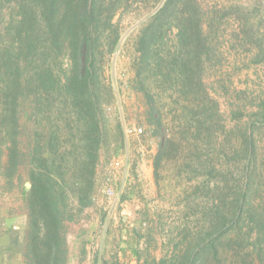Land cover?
<instances>
[{
  "label": "trees",
  "instance_id": "trees-1",
  "mask_svg": "<svg viewBox=\"0 0 264 264\" xmlns=\"http://www.w3.org/2000/svg\"><path fill=\"white\" fill-rule=\"evenodd\" d=\"M131 1L9 0L13 15L4 25L0 0V174L6 167L12 180L21 164H30L21 237L25 264H69L71 203L82 209L91 204L106 148L125 146L114 112L109 123L117 92L105 68L120 44L115 19ZM204 24L197 0H164L135 40L129 89L143 96L144 134L157 141L155 182L160 187L164 161L184 150L180 175L192 183L184 201L191 223L172 232L160 260L142 262L138 252L139 264H264V150L258 146L264 103L250 126L227 129L203 81L204 61L213 50ZM169 34L174 50L167 46ZM262 60L259 48L255 62ZM160 92L169 101L162 103ZM24 115L38 125L28 152L20 148ZM65 132L72 140L62 146ZM220 135L227 144L233 135L242 138L241 149L226 154ZM211 154H222L223 161Z\"/></svg>",
  "mask_w": 264,
  "mask_h": 264
},
{
  "label": "rangeland",
  "instance_id": "rangeland-1",
  "mask_svg": "<svg viewBox=\"0 0 264 264\" xmlns=\"http://www.w3.org/2000/svg\"><path fill=\"white\" fill-rule=\"evenodd\" d=\"M163 2L132 0L128 9L115 19L120 27V44L110 57L105 77L116 88L117 96L108 117L111 125L113 112L120 119L125 146L116 150V144H111L106 153L103 151L105 156L98 169L91 204L82 209L76 201L71 203L68 214L73 218L66 221L69 264H139L138 252L142 262L147 257L160 260L167 252L172 232L175 235L180 225L191 223L192 218L186 219L191 212L184 201L185 192L191 190L192 183L180 175L187 155L184 150L166 159L162 165L160 187L155 182L158 204L150 197L143 172H136V178L132 180V170L136 167L132 156L149 158L153 163L158 150L156 139L144 134L146 129L140 121L145 111L144 98L129 89L135 74V40ZM197 3L204 14L205 35L213 49L211 58L204 61L203 81L218 100L227 129L237 132V127L244 128L255 121L256 113L264 103V60L255 62L259 48H264V0H197ZM2 4L1 21L7 25L13 15V4L9 0H2ZM174 39V34L166 38L168 48L173 50ZM160 95L162 103L169 101L165 94L160 92ZM174 114L179 115L180 111ZM36 120L26 115L21 119L20 148L25 152L34 145L38 129ZM172 128L174 131L180 129L179 125ZM134 129H142L143 133H129ZM258 137H262L258 146L263 153L264 130ZM71 140L72 135L68 132L62 134V146ZM230 140L227 144L225 137L220 135L218 144L225 146L226 154L232 156L241 149L242 138L233 135ZM212 158L223 161L224 157L219 154ZM236 161L242 162L239 158ZM7 162L8 150L5 148L4 166ZM29 168V162L21 164L12 180L6 167L0 174V264H25L21 237L28 214L25 190L30 189L28 184H31ZM136 182L141 187L138 192L140 204L129 197L133 192L131 186ZM109 192L120 196L117 204Z\"/></svg>",
  "mask_w": 264,
  "mask_h": 264
},
{
  "label": "crops",
  "instance_id": "crops-1",
  "mask_svg": "<svg viewBox=\"0 0 264 264\" xmlns=\"http://www.w3.org/2000/svg\"><path fill=\"white\" fill-rule=\"evenodd\" d=\"M132 163L134 166H136V167H134V170H132V174L134 175L132 180H135L136 172H138V173L143 172V175L145 177V181L147 183V187H149V190H150V197L152 199H154V203L158 204L159 200H158L157 188L155 186L154 169H153L152 160L149 158L139 159V158H135V156L133 158V156H132ZM138 182L134 183L131 186V189L133 192H131L129 197L133 198L134 202L140 204L141 196L138 192H139L141 187L138 184Z\"/></svg>",
  "mask_w": 264,
  "mask_h": 264
},
{
  "label": "built area",
  "instance_id": "built-area-1",
  "mask_svg": "<svg viewBox=\"0 0 264 264\" xmlns=\"http://www.w3.org/2000/svg\"><path fill=\"white\" fill-rule=\"evenodd\" d=\"M129 133L142 134L143 130L142 129H134V130L130 131ZM109 194H110V197L112 199H114L115 204H117L119 202V200H120V196L118 194L114 193V192H109Z\"/></svg>",
  "mask_w": 264,
  "mask_h": 264
},
{
  "label": "water",
  "instance_id": "water-1",
  "mask_svg": "<svg viewBox=\"0 0 264 264\" xmlns=\"http://www.w3.org/2000/svg\"><path fill=\"white\" fill-rule=\"evenodd\" d=\"M28 188H31V184H28Z\"/></svg>",
  "mask_w": 264,
  "mask_h": 264
}]
</instances>
